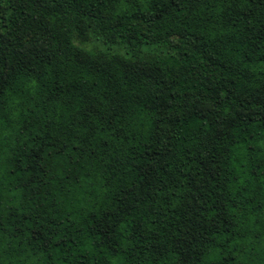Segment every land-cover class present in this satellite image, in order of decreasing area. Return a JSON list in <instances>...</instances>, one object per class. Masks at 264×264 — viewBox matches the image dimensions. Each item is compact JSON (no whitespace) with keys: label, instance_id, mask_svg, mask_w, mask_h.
<instances>
[{"label":"trees","instance_id":"16d2710c","mask_svg":"<svg viewBox=\"0 0 264 264\" xmlns=\"http://www.w3.org/2000/svg\"><path fill=\"white\" fill-rule=\"evenodd\" d=\"M0 264H264V0H0Z\"/></svg>","mask_w":264,"mask_h":264},{"label":"rangeland","instance_id":"374dc122","mask_svg":"<svg viewBox=\"0 0 264 264\" xmlns=\"http://www.w3.org/2000/svg\"><path fill=\"white\" fill-rule=\"evenodd\" d=\"M96 46H97V47H102V46H100L99 44H96Z\"/></svg>","mask_w":264,"mask_h":264}]
</instances>
